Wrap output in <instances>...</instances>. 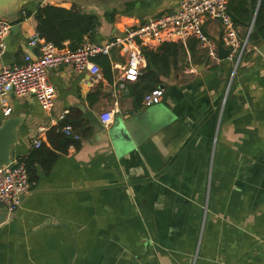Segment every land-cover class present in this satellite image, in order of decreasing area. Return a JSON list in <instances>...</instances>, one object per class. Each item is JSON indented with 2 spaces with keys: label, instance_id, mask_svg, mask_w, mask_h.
<instances>
[{
  "label": "crops",
  "instance_id": "0c3cea01",
  "mask_svg": "<svg viewBox=\"0 0 264 264\" xmlns=\"http://www.w3.org/2000/svg\"><path fill=\"white\" fill-rule=\"evenodd\" d=\"M180 1L0 0V18L12 24L0 63L38 53L27 40L36 8L48 3L97 15L84 38L109 46L112 70L108 81L69 64L51 69L49 111L33 95L0 102V126L16 121L9 161L28 155L35 137L51 147L46 132L65 117L79 134L50 169L35 163L32 188L0 220V264H264V56L250 35L235 68L188 38L165 41L177 44L174 57L145 68L144 56L140 74L124 88L119 81L126 55L117 37ZM254 14L249 27L234 25L241 40ZM203 30L215 47L222 42L218 20ZM149 87L164 93L145 106ZM105 109H113L107 125Z\"/></svg>",
  "mask_w": 264,
  "mask_h": 264
},
{
  "label": "built area",
  "instance_id": "2783aa9c",
  "mask_svg": "<svg viewBox=\"0 0 264 264\" xmlns=\"http://www.w3.org/2000/svg\"><path fill=\"white\" fill-rule=\"evenodd\" d=\"M230 0H181L174 10H165L144 22L124 28L116 42L126 55V61L119 75L121 87L124 81L136 78L144 64L142 49L165 41L185 42L188 38H195L207 49L211 58L218 59L215 45L203 30L206 19L218 20L221 26V40L229 48L230 58L235 59V67L243 53L249 48L246 38L241 40L227 10ZM11 23L0 18V57L7 48L6 37L11 29ZM30 48L36 49L37 54L31 56L25 53L22 63H0V102L4 96L12 94L16 97L33 95L44 110H51L55 99V89L48 80L51 69L61 64H69L76 72L88 71L92 75H99L101 68L93 59L97 53H107L108 45H99L83 38L75 49L58 47L46 40L35 31L27 40ZM234 73V70L233 72ZM164 90L161 87L151 88L142 98V104L149 106L161 101ZM3 112L7 114L10 108L4 103ZM113 109H105L99 113V120L103 125L111 122ZM62 131L73 139L79 134L67 123ZM41 144L40 137L32 140V145ZM34 182L30 180L25 162L20 157L0 165V203L7 209V215L14 214L21 202V196L28 193Z\"/></svg>",
  "mask_w": 264,
  "mask_h": 264
},
{
  "label": "trees",
  "instance_id": "16d2710c",
  "mask_svg": "<svg viewBox=\"0 0 264 264\" xmlns=\"http://www.w3.org/2000/svg\"><path fill=\"white\" fill-rule=\"evenodd\" d=\"M227 10L234 25L239 21L248 27L251 22V13L255 10L252 30L256 31L264 39V0H238L236 4H234V0H230ZM30 14L31 12L27 10L23 13L21 12V17ZM246 14L245 23L244 16ZM34 16L36 19V31L39 35L53 42L58 47H63L65 45L64 42L67 41V46L70 49L77 48L84 36L93 32L99 23V19L94 13L81 11L75 7L66 8L48 3L39 5L34 12ZM195 45L196 41H189L188 48L191 52L195 49ZM142 52L147 62L145 68H149L154 63H166V60L169 61L171 57H174L177 52V44L163 42L157 50L143 48ZM172 52L173 55H171ZM93 59L100 66L102 75L108 81H111L112 70L108 55L97 53L93 56ZM151 88L149 87L148 90ZM67 123L68 119L65 117L58 125L52 126L47 130L46 137L51 147L46 146L42 142L39 146L31 149L28 155L19 156L26 164L31 181L35 178L32 171L35 163L48 170L58 157L57 151L64 152L69 145L76 144V140L66 136L61 129Z\"/></svg>",
  "mask_w": 264,
  "mask_h": 264
},
{
  "label": "water",
  "instance_id": "95a60500",
  "mask_svg": "<svg viewBox=\"0 0 264 264\" xmlns=\"http://www.w3.org/2000/svg\"><path fill=\"white\" fill-rule=\"evenodd\" d=\"M250 44L254 45L257 51L264 56V39H262L258 33L254 30L250 32ZM217 57L224 61H229V48L225 47L222 42L216 44ZM16 121L8 118L2 121L0 126V165H5L9 162L10 146L16 142ZM24 195L21 196V199ZM7 209L0 203V220L6 217Z\"/></svg>",
  "mask_w": 264,
  "mask_h": 264
},
{
  "label": "rangeland",
  "instance_id": "374dc122",
  "mask_svg": "<svg viewBox=\"0 0 264 264\" xmlns=\"http://www.w3.org/2000/svg\"><path fill=\"white\" fill-rule=\"evenodd\" d=\"M234 65H235V63H234ZM233 65V68H235V66Z\"/></svg>",
  "mask_w": 264,
  "mask_h": 264
}]
</instances>
